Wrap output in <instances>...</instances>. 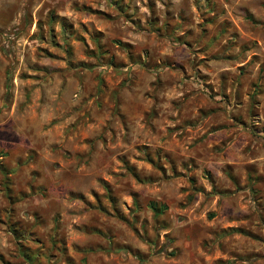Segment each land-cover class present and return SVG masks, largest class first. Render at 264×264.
Masks as SVG:
<instances>
[{
	"label": "rangeland",
	"instance_id": "1",
	"mask_svg": "<svg viewBox=\"0 0 264 264\" xmlns=\"http://www.w3.org/2000/svg\"><path fill=\"white\" fill-rule=\"evenodd\" d=\"M0 264H264V0H0Z\"/></svg>",
	"mask_w": 264,
	"mask_h": 264
},
{
	"label": "trees",
	"instance_id": "2",
	"mask_svg": "<svg viewBox=\"0 0 264 264\" xmlns=\"http://www.w3.org/2000/svg\"><path fill=\"white\" fill-rule=\"evenodd\" d=\"M150 209L155 210V207L153 205H150ZM25 259H27V258H25Z\"/></svg>",
	"mask_w": 264,
	"mask_h": 264
}]
</instances>
